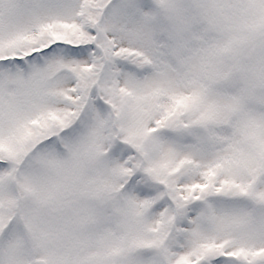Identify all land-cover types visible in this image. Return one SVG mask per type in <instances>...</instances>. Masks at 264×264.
<instances>
[{
  "label": "snow or ice",
  "instance_id": "snow-or-ice-1",
  "mask_svg": "<svg viewBox=\"0 0 264 264\" xmlns=\"http://www.w3.org/2000/svg\"><path fill=\"white\" fill-rule=\"evenodd\" d=\"M0 264H264V0H0Z\"/></svg>",
  "mask_w": 264,
  "mask_h": 264
}]
</instances>
